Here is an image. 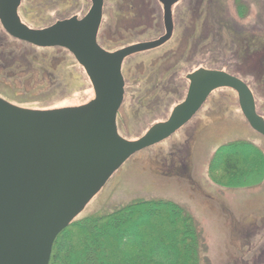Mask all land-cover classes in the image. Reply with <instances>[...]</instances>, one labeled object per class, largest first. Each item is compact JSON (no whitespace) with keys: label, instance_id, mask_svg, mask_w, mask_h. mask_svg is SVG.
<instances>
[{"label":"rangeland","instance_id":"374dc122","mask_svg":"<svg viewBox=\"0 0 264 264\" xmlns=\"http://www.w3.org/2000/svg\"><path fill=\"white\" fill-rule=\"evenodd\" d=\"M55 1L51 4L52 9L49 6L39 18L30 14L36 10L33 4L23 3L27 9V12H20L23 22L31 28H42L73 15L81 18L91 5L90 0ZM192 2L183 0L172 8L175 30L168 43L154 51L131 56L123 63L125 99L118 115V131L126 140L138 139L154 124L167 120L174 107L185 98L188 88L186 76L200 67L220 69L243 81L254 96L258 114L264 118V70L260 69L264 56L247 58L245 50L249 39L255 40L253 43L256 45L258 40L264 43V0H243L247 5L243 19L236 14L233 0H226L232 21L230 31L239 36L242 34L245 39L242 43L245 53L240 51L242 56H233L231 47L225 52L229 48L225 36L208 43L214 47H204L203 41L197 39L201 43L198 42L196 49L186 57V64L169 76V86L175 95L165 101L168 104L153 109L151 113L139 109L136 101L146 91L139 78L142 79L148 68L158 63L160 58L177 52L183 35H194L191 24L195 19L190 13ZM149 4L148 9L156 20L153 26L160 27L162 6L155 0ZM116 5L114 0H104V17L99 32L102 46L110 52L125 47L106 48L110 46L106 39L121 38L117 27L114 29L113 14L118 12ZM153 39L143 37L137 42ZM13 45L18 46L17 43ZM223 47L226 49L224 53ZM25 48L27 46L21 47L22 53L27 52ZM210 49L214 50L213 59L208 52ZM29 50L30 66L22 60L20 68L14 71L0 70V98L33 110L78 107L94 98L85 72L68 52ZM146 95L149 96V92ZM234 141L249 142L264 155V137L249 127L239 109L236 94L220 89L208 97L183 129L166 141L129 158L77 219L102 216L138 200L171 201L184 208L196 223L200 237V264H264V177L252 186L228 188L216 184L208 175L215 150Z\"/></svg>","mask_w":264,"mask_h":264},{"label":"water","instance_id":"95a60500","mask_svg":"<svg viewBox=\"0 0 264 264\" xmlns=\"http://www.w3.org/2000/svg\"><path fill=\"white\" fill-rule=\"evenodd\" d=\"M22 0H0V25L13 39L38 48L67 50L85 72L94 98L49 111L20 108L0 98V264H49L53 243L110 177L134 154L168 139L202 107L210 94L236 93L249 127L264 137V119L248 86L220 70L186 76L184 100L167 120L135 140L122 138L116 118L124 99L125 59L166 44L173 35L172 7L181 0H158L164 34L116 51L97 44L103 0H90L87 14L43 29L24 25Z\"/></svg>","mask_w":264,"mask_h":264},{"label":"trees","instance_id":"16d2710c","mask_svg":"<svg viewBox=\"0 0 264 264\" xmlns=\"http://www.w3.org/2000/svg\"><path fill=\"white\" fill-rule=\"evenodd\" d=\"M150 1L114 0L118 7V12L113 14L114 29L117 27L121 38L106 39V44L110 45L106 48L139 43L137 40L143 37L157 39L162 36L163 24L153 26L156 20L148 9ZM192 1L190 13L195 19L191 24L194 35H183L177 52L160 58L158 63L148 68L142 79L139 78L141 81L136 80L146 89L138 100L139 103H146L140 107L145 113L152 112L146 107L148 104L154 109L164 107L168 104L165 101L175 95L170 86L162 88L154 83L170 81L169 76L186 64V57L198 46L197 39L203 41L204 47H211L213 45L208 43L225 36L229 48L226 50L223 47L222 53L230 51V47L233 56H242L241 50L245 53L242 44L245 42L244 36L230 31L232 21L226 0ZM233 6L236 14L241 19L245 18L247 5L243 0H233ZM2 33L0 31V70L14 71L20 68L22 60L30 66L32 59L29 49L34 48L12 39L9 41ZM15 42L18 46L13 45ZM24 46H27V52L22 53L21 47ZM213 51L208 50L211 59ZM245 58L243 55L244 62ZM146 92H149V96ZM208 175L222 187L258 184L264 177V155L249 142L223 144L211 158ZM199 243L196 223L184 208L166 200H138L102 216L74 220L56 237L49 264H200Z\"/></svg>","mask_w":264,"mask_h":264},{"label":"flooded vegetation","instance_id":"af4514ba","mask_svg":"<svg viewBox=\"0 0 264 264\" xmlns=\"http://www.w3.org/2000/svg\"><path fill=\"white\" fill-rule=\"evenodd\" d=\"M181 1H183V0H181ZM181 1H179L178 3H176L173 7H175L176 5H178V4H180V2ZM26 4V5H31L32 6V4H33V9H36L35 11H31L30 12V14H34V15H36L38 18L43 14V12L46 10V9H48L49 8V6H50V8L52 9V6H51V4H54V3H56V1L55 0H40V1H35L34 3H33V1L32 0H22L21 1V3H20V6H19V8H18V10H17V13H18V16H19V18H20V21L24 24V25H26L24 22H23V20H22V18H21V16H20V12H24V11H26L27 12V9L25 8V6L23 5L22 6V4ZM90 4H91V2H90ZM90 7H91V5H90ZM172 7V8H173ZM90 9V8H89ZM104 0H103V7H102V19H101V23H100V27H101V24H102V20H103V17H104ZM89 11V10H88ZM25 15L27 14V13H24ZM87 14V13H86ZM85 14V15H86ZM84 15V16H85ZM83 16V17H84ZM72 17H76L77 19H81V18H83V17H81V18H79L78 16H76V15H73V16H71V17H68V18H66V19H61V20H57V21H55L54 23H56V22H58V21H63V20H67V19H70V18H72ZM172 17H173V13H172ZM53 23V24H54ZM53 24H51V25H53ZM173 24H174V21H173ZM51 25H49V26H51ZM28 28H30V29H43V28H46V27H49V26H46V27H40V28H31V27H29L28 25H26ZM100 27H99V30H98V35H97V44L102 48V49H104V50H106L103 46H102V44H101V42H100V40H99V32H100ZM0 30L3 32L2 34L4 35V36H6L8 39H9V41H10V39H12V40H14V41H16V42H21V41H18V40H16V39H13L12 37H10L4 30H3V28H2V26L0 25ZM174 30H175V25H174ZM174 30H173V35H174ZM173 35H172V37H173ZM15 42V43H16ZM253 42H255V40H253V41H251L250 39L248 40V43H247V53H248V56H250V57H253V56H259V57H263L264 56V43H262V42H259V40L257 41V45L255 44V43H253ZM21 43H24V42H21ZM253 43V44H252ZM24 44H27V43H24ZM27 45H29V44H27ZM254 45V46H253ZM29 46H31V47H33L34 49H36V50H38V51H44V50H57V51H60V50H63V51H66L65 49H63V48H60V47H54V48H38V47H34V46H32V45H29ZM154 51V50H153ZM66 52H68V51H66ZM45 62V61H44ZM260 69L261 70H264V61L262 60L261 61V65H260ZM125 81V80H124ZM155 85H157V86H160V87H162V88H165V87H168L169 85H170V81H158L157 83L155 82L154 83ZM2 99V98H1ZM4 100V99H3ZM6 101V100H5ZM6 102H8V101H6ZM136 102H138V100L136 101ZM8 103H10V102H8ZM11 104V103H10ZM122 104H123V102H122ZM144 104H146V103H144ZM144 104L143 103H139L138 102V106H139V109H141L140 107H143L144 106ZM205 104V103H204ZM14 105V104H13ZM122 106V105H121ZM203 106V105H202ZM149 110H153L154 108L153 107H149V106H146ZM121 108V107H120ZM202 108V107H201ZM200 108V109H201ZM41 111H49V110H41ZM119 111H120V109H119ZM119 111H118V114H117V118H116V127H117V131L119 130V125H118V115H119ZM198 113V112H197ZM197 113L183 126V127H181L178 131H176L173 135H175L177 132H179L181 129H183L189 122H191V120L197 115ZM193 131H194V129H193ZM118 133H119V131H118ZM173 135H171V137L173 136ZM170 138V137H169ZM168 138V139H169ZM166 141V140H165Z\"/></svg>","mask_w":264,"mask_h":264}]
</instances>
